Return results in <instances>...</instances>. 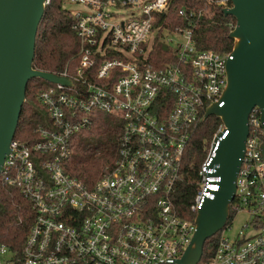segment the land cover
<instances>
[{
    "label": "built area",
    "instance_id": "1",
    "mask_svg": "<svg viewBox=\"0 0 264 264\" xmlns=\"http://www.w3.org/2000/svg\"><path fill=\"white\" fill-rule=\"evenodd\" d=\"M63 1L80 6L64 7L73 17L78 63L54 73L71 84L49 82L39 90L47 119L36 128V140L14 137L10 143L0 182L30 202L33 219L20 251L0 245V264H176L191 242L197 210L220 188L211 165L229 134L227 129L218 136L222 122L203 141L188 208L193 219L173 199L198 123L211 104H224L232 54L197 48V21L210 8L180 7V22L173 23L170 0ZM206 3L231 7L228 0ZM160 44L175 57L156 66L149 54ZM101 114L119 120L121 134L114 159L87 184L68 163L75 135ZM247 125L230 203L234 215L229 212L214 235L215 250L203 264H264V128L258 106ZM240 213L249 220L230 237L226 232Z\"/></svg>",
    "mask_w": 264,
    "mask_h": 264
},
{
    "label": "water",
    "instance_id": "2",
    "mask_svg": "<svg viewBox=\"0 0 264 264\" xmlns=\"http://www.w3.org/2000/svg\"><path fill=\"white\" fill-rule=\"evenodd\" d=\"M224 14L236 20L229 37L233 40L232 59L226 65V86L220 101L203 115L217 116L224 124L218 134L229 130L221 141L211 168L221 178L214 199H206L197 210L195 231L190 244L176 264H198L205 241L226 223L245 140L248 115L258 106L264 128V0H230ZM46 0H0V170L14 138L29 80L71 84L70 80L33 66L35 42ZM264 158V143L261 144Z\"/></svg>",
    "mask_w": 264,
    "mask_h": 264
},
{
    "label": "trees",
    "instance_id": "3",
    "mask_svg": "<svg viewBox=\"0 0 264 264\" xmlns=\"http://www.w3.org/2000/svg\"><path fill=\"white\" fill-rule=\"evenodd\" d=\"M231 5L230 0H228ZM63 0H50L39 23L33 66L42 71L58 73L66 65L72 70L78 63V39L71 28L73 17L64 8ZM210 8V14L202 16L197 21L194 39L198 49L213 50L219 53L232 51L233 40L230 31L236 24L231 15H226L223 8L208 5L206 0H170L169 17L173 23L180 22L177 10ZM175 57L165 45H158L149 54V60L156 66L168 58ZM41 78L29 80L26 87V99L22 106L14 137L23 141L36 140V128L47 119L45 109L37 100L40 89L49 85ZM221 123L217 116H209L201 120L196 128L183 165V176L176 183L174 201L179 212L191 219L194 214L189 212V204L193 199V179L196 167L203 157V141L210 138ZM119 120L106 116L100 119L90 129L77 133L73 141V151L68 166L71 173L87 184H92L103 166L116 156L118 138L121 134ZM234 215L230 212V218ZM31 205L12 186L0 182V245H6L12 250L20 251L32 223ZM216 246V236L208 238L203 247V254L198 264H203L213 254Z\"/></svg>",
    "mask_w": 264,
    "mask_h": 264
},
{
    "label": "rangeland",
    "instance_id": "4",
    "mask_svg": "<svg viewBox=\"0 0 264 264\" xmlns=\"http://www.w3.org/2000/svg\"><path fill=\"white\" fill-rule=\"evenodd\" d=\"M65 8L69 9V10H75V9H79L80 6L77 4H65L64 5ZM44 84H47V82L44 80L43 81ZM102 116H106L105 114H101ZM249 220V216L247 214L244 213H240L236 216V218L233 220L232 222V226L231 229L228 230L226 232V234L228 236H233L234 234H236V232H238L239 230H241L242 225Z\"/></svg>",
    "mask_w": 264,
    "mask_h": 264
}]
</instances>
